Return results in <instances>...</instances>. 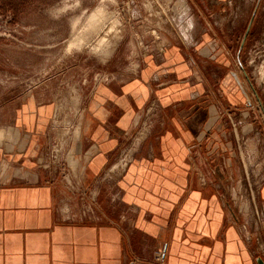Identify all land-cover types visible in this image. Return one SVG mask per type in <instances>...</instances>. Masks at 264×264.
Returning a JSON list of instances; mask_svg holds the SVG:
<instances>
[{
    "label": "rangeland",
    "instance_id": "374dc122",
    "mask_svg": "<svg viewBox=\"0 0 264 264\" xmlns=\"http://www.w3.org/2000/svg\"><path fill=\"white\" fill-rule=\"evenodd\" d=\"M182 1L0 0V185H51L68 220L134 214L123 188L137 180L126 176L162 131L152 96L162 64H146L165 46H194L200 37L195 46H233V57L242 46L239 63L217 71H240L245 92L238 111L225 107L227 136L248 170L264 167V0H226L215 24L208 13L193 19ZM124 112L125 125H116ZM236 201L251 213L246 199Z\"/></svg>",
    "mask_w": 264,
    "mask_h": 264
},
{
    "label": "crops",
    "instance_id": "0c3cea01",
    "mask_svg": "<svg viewBox=\"0 0 264 264\" xmlns=\"http://www.w3.org/2000/svg\"><path fill=\"white\" fill-rule=\"evenodd\" d=\"M185 1L193 19L206 20L208 13L213 24L226 2ZM201 40L190 48L165 46L146 64H162L152 75L160 82L152 96L161 106L162 131L147 140L145 153L131 162L136 173L126 176L137 180L123 186L125 209L134 214L68 220L51 185H0V264H157L153 258L161 252L159 264L264 261V167L248 170L239 144L227 136L225 107L238 111L244 93L234 90L233 71L219 75L239 63L242 46L233 57V46H195ZM128 114L117 113L115 124L124 126ZM101 146L111 151L108 142ZM237 198L247 200L251 213L236 208Z\"/></svg>",
    "mask_w": 264,
    "mask_h": 264
},
{
    "label": "water",
    "instance_id": "95a60500",
    "mask_svg": "<svg viewBox=\"0 0 264 264\" xmlns=\"http://www.w3.org/2000/svg\"><path fill=\"white\" fill-rule=\"evenodd\" d=\"M231 75L233 76L235 82L240 86L242 92H243L244 95H245V92H244V90H243L242 87H241V83H240V81H239V79H238L236 73H235V72H231ZM256 262H257V264H264V261H263V259H262L261 257H258L257 260H256Z\"/></svg>",
    "mask_w": 264,
    "mask_h": 264
},
{
    "label": "bare ground",
    "instance_id": "6f19581e",
    "mask_svg": "<svg viewBox=\"0 0 264 264\" xmlns=\"http://www.w3.org/2000/svg\"><path fill=\"white\" fill-rule=\"evenodd\" d=\"M184 2H185V1H184ZM184 2L182 1L181 4H180V6H181V8H182L181 10H185L186 8H188V7H186V4H184ZM180 6H179V7H180ZM183 12H184V11H183ZM182 14H183V13H181L179 17H181ZM184 14H185V12H184ZM184 14H183V15H184ZM189 17H190V16H189ZM183 30H184V29H183Z\"/></svg>",
    "mask_w": 264,
    "mask_h": 264
},
{
    "label": "built area",
    "instance_id": "2783aa9c",
    "mask_svg": "<svg viewBox=\"0 0 264 264\" xmlns=\"http://www.w3.org/2000/svg\"><path fill=\"white\" fill-rule=\"evenodd\" d=\"M229 116V115H228ZM256 213H258L257 211H256ZM163 257V252H161L160 254H159V259L160 258H162Z\"/></svg>",
    "mask_w": 264,
    "mask_h": 264
}]
</instances>
